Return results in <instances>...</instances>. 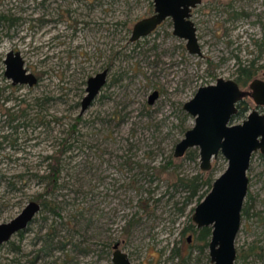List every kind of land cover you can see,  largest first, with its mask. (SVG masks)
<instances>
[{"label":"rangeland","instance_id":"obj_1","mask_svg":"<svg viewBox=\"0 0 264 264\" xmlns=\"http://www.w3.org/2000/svg\"><path fill=\"white\" fill-rule=\"evenodd\" d=\"M152 4L0 0V13L21 18L11 28L0 23V136L9 129L6 113L20 119L25 112L21 121L29 123L19 129L18 153L0 151V223L31 201L42 204L45 186L37 175L47 173L48 156L66 148L61 185L44 198L57 203V213L42 207L26 231L0 245V263L114 264L112 246L120 241L132 264H181L190 252L186 264H213L209 249L200 253L197 233L188 230L195 224L198 199L188 202L189 192L175 182L179 175L216 179L228 160L220 154L212 169L203 171L199 158L175 157V148L195 124L184 103L199 87L220 77L236 79L239 60L248 64L260 56L253 79H264V67L259 68L264 0H203L193 9L202 56L191 54L187 41L174 35L170 18L130 41L134 24L154 13ZM10 50L21 51L39 78L36 85L18 90L7 85L4 59ZM106 68L107 84L81 114L88 79ZM250 82L242 87L248 89ZM155 90L159 97L150 104ZM246 102L249 110L234 123L254 108L264 112L250 97ZM170 160L165 172L153 169ZM248 175L245 202L251 195V208L242 218L238 255L254 241L264 245L260 152L253 155ZM175 248L182 256L173 257ZM236 264L246 263L237 256Z\"/></svg>","mask_w":264,"mask_h":264},{"label":"water","instance_id":"obj_2","mask_svg":"<svg viewBox=\"0 0 264 264\" xmlns=\"http://www.w3.org/2000/svg\"><path fill=\"white\" fill-rule=\"evenodd\" d=\"M203 0H153L154 13L138 20L130 41L150 35L164 21L172 19L174 35L185 39L191 54L202 56L198 27L193 20V9ZM5 77L14 84L30 87L39 82L38 76L26 66L21 51L10 50L4 60ZM110 69L106 68L88 79L81 114L95 101L107 84ZM159 97L155 90L149 97L153 104ZM250 97L264 106V79H253L248 89L237 80L220 77L216 83L199 87L193 98L184 103V109L195 118V124L175 148V157H183L191 148H198L200 167L209 171L213 159L220 154L228 160L226 170L213 182L211 190L195 207L193 221L198 228L211 227L209 255L213 264H236L237 237L242 226V211L249 192L248 175L251 160L256 152L264 155V112L252 109L241 123H234L239 103ZM42 206L29 202L14 218L0 223V244L11 240L17 233L26 231ZM191 238H189L190 240ZM115 244L114 264H132L129 254Z\"/></svg>","mask_w":264,"mask_h":264},{"label":"trees","instance_id":"obj_3","mask_svg":"<svg viewBox=\"0 0 264 264\" xmlns=\"http://www.w3.org/2000/svg\"><path fill=\"white\" fill-rule=\"evenodd\" d=\"M153 5V4H152ZM153 7V6H152ZM71 10L69 9V12ZM237 16V15H236ZM235 16V17H236ZM21 20L20 17H16L13 14H7V13H0V23L5 24L8 27L16 26V24ZM260 57L257 59H252L248 64H245L242 60H239V68H238V75L235 80L238 81V83L241 86H246L257 74V67L256 64L258 60L260 61ZM264 67V63L259 66V68ZM239 110L238 113L234 116V119H237L238 117L243 116L248 110H249V105L246 102V98L243 99L239 105ZM25 115V112L20 116V121L18 123V128H22L24 126H29L28 122H23L21 121V118ZM75 126V125H74ZM19 139V137H18ZM66 148L64 147L62 150L56 151L55 154H52L48 156L46 159L50 161L49 163V168L47 169V173L37 175L40 179V182L44 183L45 190L42 194L39 195V199L41 198V206L44 209H50L51 211L57 213V203L53 200H47L44 199L45 196L48 194H53L56 192V190L60 187V175L62 172V166H61V159L62 155L64 154ZM188 158L197 160L200 158L199 155V149L198 148H191L185 155ZM261 156L264 157L263 154ZM173 165V160L169 161L167 165L162 166V167H153V169H157L158 171L167 170V168H170V166ZM21 177L23 175H20ZM215 178L212 175H208L206 177L205 175L201 174H196L192 176H186V175H179L176 182L175 186L180 185L182 186L186 191L189 192L187 201L192 202L195 198L198 199V203L201 202V200L207 195V193L211 190L213 186ZM207 188L206 191L201 193L204 188ZM251 201V195L248 198V200L245 202L242 215H248L250 212L251 206L249 205ZM264 212V211H263ZM131 220L128 222V225L130 226ZM189 231H194L197 233V241L199 242V245H197V248L199 249L200 253H207V250L209 249V242L211 239L212 235V228L211 227H203L198 229L195 224H191L190 227H188ZM64 244L60 246V248L64 249ZM172 255L173 257H178L182 256L181 250L180 249H173L172 250ZM191 257V252L182 259L181 264H186L188 258ZM252 258V260H250ZM238 259H243V261L246 264L252 263L256 259H264V245H259L258 241L252 242L247 249H244V251L238 255ZM3 264V263H0ZM6 264V263H5Z\"/></svg>","mask_w":264,"mask_h":264},{"label":"flooded vegetation","instance_id":"obj_4","mask_svg":"<svg viewBox=\"0 0 264 264\" xmlns=\"http://www.w3.org/2000/svg\"><path fill=\"white\" fill-rule=\"evenodd\" d=\"M4 75H5V72H4ZM6 80L8 81L7 85L11 89H17L18 90V89H20L21 86H24V85H20V84H14L11 80H9L7 78H6ZM9 98L10 97H8V99ZM6 117L7 118L5 119V121L7 122V127L9 129H8L7 134H5L3 136L2 135L0 136V151H5V152H9V153L15 154V153H18V151H19V143H18V141H19V139H18L19 128L17 126L18 124L16 123V121L19 119V115L15 114V113H9V114L6 113ZM22 232L23 231H21V232H19L17 234H20ZM118 242L120 243V246H121V242L120 241L115 242L113 244V246H112L114 251H115V244L118 243ZM0 245H2V244H0ZM120 246H119V248H120Z\"/></svg>","mask_w":264,"mask_h":264}]
</instances>
